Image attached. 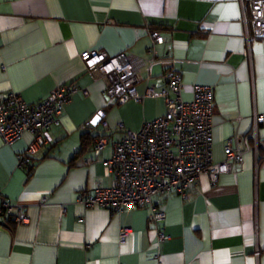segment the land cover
Returning a JSON list of instances; mask_svg holds the SVG:
<instances>
[{"label":"crops","instance_id":"0c3cea01","mask_svg":"<svg viewBox=\"0 0 264 264\" xmlns=\"http://www.w3.org/2000/svg\"><path fill=\"white\" fill-rule=\"evenodd\" d=\"M151 28L166 41L157 45L158 62L143 68L139 91H160L170 69L182 72L188 100L195 85L211 86L213 159L224 160L234 138L244 161L217 182L201 175L185 195L155 196V208L86 206L81 195L112 181L107 161L118 124L138 129L166 104L161 96L125 103L108 97L105 80L94 79L81 54L149 58ZM64 84L78 90L29 164L21 166L19 154L32 132L13 144L0 136V203L28 217L19 223L0 215V264H264V145L258 163L242 138L254 114H264V37L256 36L249 11L245 20L241 0H0V96L17 92L36 103ZM98 116L110 126L99 155L102 125L85 126ZM259 136L264 141V123ZM155 209L166 218L154 220ZM128 227L133 232L123 242ZM162 231L170 238L161 239Z\"/></svg>","mask_w":264,"mask_h":264},{"label":"built area","instance_id":"2783aa9c","mask_svg":"<svg viewBox=\"0 0 264 264\" xmlns=\"http://www.w3.org/2000/svg\"><path fill=\"white\" fill-rule=\"evenodd\" d=\"M245 20L247 11L252 15L256 36L264 37V0H241ZM153 40L149 48L152 54L143 58L128 52L110 56L105 50L91 49L82 52L88 70L94 79L105 80V94L119 103L130 100L143 101L147 96H161L166 111L152 120H146L138 129L127 127L123 122L117 126L120 137L114 144V153L107 161L112 181L106 187H99L93 193H84L79 201L86 206L102 205L112 212L120 213L126 207L139 206L155 208L154 197L178 192L181 195L197 183L201 175L207 174L212 182L220 175L231 172L234 163H242L244 154L235 147L234 138L227 141L226 158L213 159L212 127L214 92L211 86L197 84L192 99L184 97V77L182 72L170 69L164 73L165 86L157 91L149 87L143 94L139 91L141 72L158 62L157 45L166 41L155 29H149ZM249 38V35H248ZM78 89L72 84L59 85L43 100L30 103L20 93L9 92L0 96V136L6 144H13L23 137L26 131L35 138L26 152L19 154L20 165L29 164L38 147L49 141L48 130L60 123L66 104ZM88 93V90H84ZM102 125L96 139L97 155L107 145L103 131L109 130L107 121L98 116L86 122V127ZM264 123V114H254L250 132L243 134L249 148L255 150L258 163L261 155L259 148L264 145L259 130ZM255 145L250 144V139ZM1 195V194H0ZM68 212V208H64ZM11 215L19 223L27 221L24 208H16L9 201L0 203V215ZM166 211L155 209L152 218L162 221ZM132 228L120 232L124 242L132 234ZM160 238H170L160 232Z\"/></svg>","mask_w":264,"mask_h":264}]
</instances>
